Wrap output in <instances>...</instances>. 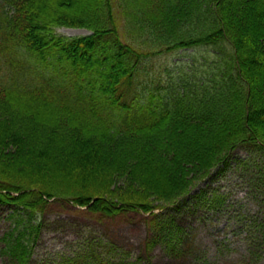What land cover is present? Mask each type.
I'll list each match as a JSON object with an SVG mask.
<instances>
[{
    "label": "trees",
    "instance_id": "trees-1",
    "mask_svg": "<svg viewBox=\"0 0 264 264\" xmlns=\"http://www.w3.org/2000/svg\"><path fill=\"white\" fill-rule=\"evenodd\" d=\"M191 47L205 49L166 89L139 85L151 57ZM242 143L264 147V0H0L12 264H30L50 198L154 220Z\"/></svg>",
    "mask_w": 264,
    "mask_h": 264
},
{
    "label": "rangeland",
    "instance_id": "rangeland-1",
    "mask_svg": "<svg viewBox=\"0 0 264 264\" xmlns=\"http://www.w3.org/2000/svg\"><path fill=\"white\" fill-rule=\"evenodd\" d=\"M57 31L89 33L75 26ZM204 49L151 57L141 68L139 85L166 89ZM14 210V205L0 203V237L11 226ZM154 212V220L142 210L105 216L50 198L38 216L30 264H264V147L239 144L185 196ZM0 264L12 263L0 254Z\"/></svg>",
    "mask_w": 264,
    "mask_h": 264
}]
</instances>
